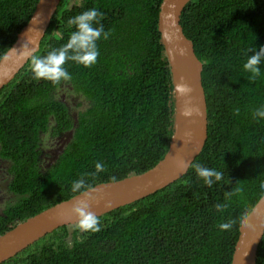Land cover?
<instances>
[{"label": "trees", "instance_id": "trees-1", "mask_svg": "<svg viewBox=\"0 0 264 264\" xmlns=\"http://www.w3.org/2000/svg\"><path fill=\"white\" fill-rule=\"evenodd\" d=\"M38 1L0 0V59ZM162 1H61L36 55L66 43L75 30L68 19L92 8L103 13L111 35L97 41L92 67L65 64L71 81L34 79L29 60L0 91V154L16 162L11 190L18 195L0 214V236L78 195L72 181L95 172L97 162L106 171L86 177L93 187L142 174L164 159L175 99L159 32ZM181 23L204 65L208 105V139L193 164L224 172L223 180L209 187L191 166L170 186L99 216L101 231L61 227L3 264H231L242 217L264 195V118L252 116L264 106V62L254 82L243 68L251 50L264 46V1L192 0ZM69 132L56 163L41 171L42 135ZM234 188L240 193L226 197ZM216 203H225V211L217 212ZM229 219L235 225L221 231L217 225ZM256 264H264V237Z\"/></svg>", "mask_w": 264, "mask_h": 264}, {"label": "water", "instance_id": "water-1", "mask_svg": "<svg viewBox=\"0 0 264 264\" xmlns=\"http://www.w3.org/2000/svg\"><path fill=\"white\" fill-rule=\"evenodd\" d=\"M61 1H38L32 17L18 34L11 48L0 59V91L15 79L30 60L26 55V49L22 48L23 44L26 43V48L33 50L35 55L40 51L41 43ZM191 1L163 0L158 17L159 32L171 67L174 86V133L169 150L163 160L142 174L95 186L97 193L91 204V211L98 217L147 198L180 180L205 147L209 121L202 77L204 65L181 23L183 11ZM13 48L17 52H13L11 50ZM180 82L191 87L192 92L189 96L182 97L177 92L176 85ZM186 107L194 110L192 116L182 115ZM72 136V132L66 134L64 145L71 141ZM178 160L189 164L183 173L178 167ZM78 196L79 194L44 210L0 236V264L12 259L55 230L73 225L76 221L70 209ZM109 202L111 207H105ZM248 215L247 224L244 222L241 224L231 264L257 263L259 246L264 237V195Z\"/></svg>", "mask_w": 264, "mask_h": 264}, {"label": "clouds", "instance_id": "clouds-1", "mask_svg": "<svg viewBox=\"0 0 264 264\" xmlns=\"http://www.w3.org/2000/svg\"><path fill=\"white\" fill-rule=\"evenodd\" d=\"M103 13L96 8L85 10L82 13L68 19L69 27H74L68 40L59 48H54L46 55H35L33 50L26 48V43L22 48L26 49V55L30 57L31 72L36 80H47L54 85H60L61 82H69L72 80L71 74L64 67L69 61L75 62L84 67H92L96 64L99 57V49L97 41L100 39L107 40L111 35V30L105 31L104 25L101 23ZM17 52L16 49H11ZM251 55L248 56L243 64L244 70L249 73V81L254 82L260 75V65L264 62V46L259 50H251ZM177 92L182 96H189L192 89L184 82L176 85ZM193 109L186 107L182 112L184 117L193 115ZM239 109H235V114L239 115ZM253 119L264 118V106L256 108L252 112ZM186 135H189L186 133ZM180 172L189 166L188 162L178 160L177 162ZM199 179H202L204 184L211 187L224 178V172L214 168L205 167L199 163L191 165ZM106 171L102 162L95 164V172L84 173L77 180L72 181L71 191L79 193V196L72 204L70 209L72 217L75 218V223L72 225V230L80 232H99L101 231L99 217L91 211V204L96 199L97 189L87 183L86 177H95L99 173ZM115 179V178H113ZM264 188V185H261ZM240 188H234L230 193H225L226 197L238 195ZM105 207H111V203H106ZM217 212H223L226 209L225 203H216L214 205ZM249 219L248 213L242 217V221L247 224ZM236 221L229 219L226 222L219 223L217 227L221 231H230Z\"/></svg>", "mask_w": 264, "mask_h": 264}, {"label": "flooded vegetation", "instance_id": "flooded-vegetation-1", "mask_svg": "<svg viewBox=\"0 0 264 264\" xmlns=\"http://www.w3.org/2000/svg\"><path fill=\"white\" fill-rule=\"evenodd\" d=\"M61 101L67 102L66 95L61 94ZM72 99V98H71ZM64 136L54 137L49 133L43 134L37 150L40 152L39 167L45 171L56 163L57 157L61 155L66 145ZM16 162L2 157L0 154V214H5L9 205H13L18 200V195L11 190V184L16 172Z\"/></svg>", "mask_w": 264, "mask_h": 264}, {"label": "rangeland", "instance_id": "rangeland-1", "mask_svg": "<svg viewBox=\"0 0 264 264\" xmlns=\"http://www.w3.org/2000/svg\"><path fill=\"white\" fill-rule=\"evenodd\" d=\"M68 102V101H67ZM69 104V103H68ZM117 210V209H116Z\"/></svg>", "mask_w": 264, "mask_h": 264}]
</instances>
